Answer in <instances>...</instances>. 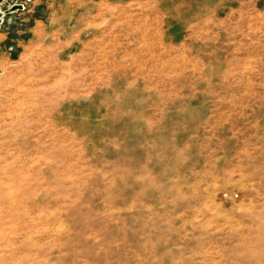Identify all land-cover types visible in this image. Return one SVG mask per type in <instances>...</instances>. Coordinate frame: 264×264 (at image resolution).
<instances>
[{"label": "rangeland", "instance_id": "374dc122", "mask_svg": "<svg viewBox=\"0 0 264 264\" xmlns=\"http://www.w3.org/2000/svg\"><path fill=\"white\" fill-rule=\"evenodd\" d=\"M51 3L0 4V264H264V0L74 46Z\"/></svg>", "mask_w": 264, "mask_h": 264}, {"label": "crops", "instance_id": "0c3cea01", "mask_svg": "<svg viewBox=\"0 0 264 264\" xmlns=\"http://www.w3.org/2000/svg\"><path fill=\"white\" fill-rule=\"evenodd\" d=\"M62 2L64 8L54 7L50 12L49 24L61 32V36L64 35L65 46L84 44V35L96 26L110 24L112 10H119L126 4L144 8L153 6L157 13L171 16L167 31L173 40H177L180 31L187 28H194L196 32L208 30L214 16L225 13L221 6L223 0H52L51 6ZM203 15L209 17L201 19ZM172 16H177V20ZM188 18L193 22H188ZM73 33L75 37H72Z\"/></svg>", "mask_w": 264, "mask_h": 264}, {"label": "bare ground", "instance_id": "6f19581e", "mask_svg": "<svg viewBox=\"0 0 264 264\" xmlns=\"http://www.w3.org/2000/svg\"><path fill=\"white\" fill-rule=\"evenodd\" d=\"M15 9H22V5H15L13 8H12V10H15ZM5 11L1 8V6H0V23L3 21V18H4V16H5Z\"/></svg>", "mask_w": 264, "mask_h": 264}, {"label": "water", "instance_id": "95a60500", "mask_svg": "<svg viewBox=\"0 0 264 264\" xmlns=\"http://www.w3.org/2000/svg\"><path fill=\"white\" fill-rule=\"evenodd\" d=\"M4 0H0V4L3 2Z\"/></svg>", "mask_w": 264, "mask_h": 264}]
</instances>
